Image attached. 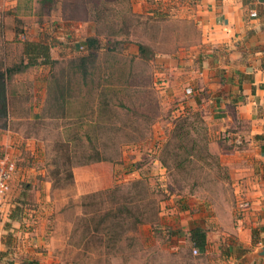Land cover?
I'll return each instance as SVG.
<instances>
[{
  "label": "rangeland",
  "instance_id": "obj_1",
  "mask_svg": "<svg viewBox=\"0 0 264 264\" xmlns=\"http://www.w3.org/2000/svg\"><path fill=\"white\" fill-rule=\"evenodd\" d=\"M104 1L98 23L92 22V8L89 13L84 8L91 0H76L73 7L67 0L61 13L51 11L52 6L36 9L34 23L45 24L41 42L49 44L55 65L30 68L12 79L9 88L15 96H11L6 121L0 110V155L5 152L14 162L12 176L18 190H25L30 201L40 191L39 186L50 190L47 246L41 253V264H175L182 257L188 261L187 249L180 256L166 253L162 234L166 232V200L172 196L199 198L209 206L204 217H210L215 208L221 207V199L231 196L226 172L217 169L214 155L215 159H207L202 165L188 166L192 173L186 179L170 174L161 165L163 145L178 118L186 114L188 101H167L157 87L160 82L151 58L155 52L172 47L166 35L174 30L166 19L132 16L129 0ZM12 19L9 16L6 23L12 24ZM83 21L91 22V36L66 26ZM57 22L61 25L56 26ZM30 23L25 21L24 26ZM25 37L26 41L31 37L28 30ZM92 37L97 38L98 49L82 69L79 59L88 56L82 44ZM132 44L145 48L143 56L138 51L136 55ZM3 47L5 64L20 61L22 41ZM63 88L62 98L59 91ZM195 127L198 132L191 131L190 138L213 149L217 135L213 136L204 124L196 122ZM4 140L9 144L1 145ZM95 153L113 161L75 166L78 173L73 182V168L66 160L70 158L72 164H77ZM140 177L158 191L157 220L141 226L106 259L97 251L79 259L84 197ZM180 188L183 190L178 191ZM30 201H26L25 209L31 208Z\"/></svg>",
  "mask_w": 264,
  "mask_h": 264
},
{
  "label": "crops",
  "instance_id": "obj_2",
  "mask_svg": "<svg viewBox=\"0 0 264 264\" xmlns=\"http://www.w3.org/2000/svg\"><path fill=\"white\" fill-rule=\"evenodd\" d=\"M66 3L53 0L51 11L63 12ZM129 3L136 17L163 18L172 25L174 31L166 35L172 47L151 57L160 82L157 87L170 103L188 98L185 111H197L204 126L217 135H213L216 140L209 151L226 172L231 192L210 217H204L209 206L199 198L169 197L164 213L166 232L162 233L166 253L180 256L187 249L190 260L182 257L175 264H264V0ZM36 9H40L39 0H0L4 45L26 41L27 30L31 34L28 41L41 42L45 24L34 23ZM252 12L255 17L250 16ZM9 16L12 24L6 23ZM25 21H31L27 28ZM89 23L70 22L66 26L91 36ZM133 48L137 55L138 47ZM187 88L190 96L185 94ZM6 144V140L1 142ZM77 173L74 167L73 182ZM17 183L12 176L1 207L0 264H41V253L47 246L50 190L39 186L40 191L30 201ZM26 201L32 203L30 209L24 208ZM195 227L205 230L206 244L192 256L196 248L189 231Z\"/></svg>",
  "mask_w": 264,
  "mask_h": 264
},
{
  "label": "trees",
  "instance_id": "obj_3",
  "mask_svg": "<svg viewBox=\"0 0 264 264\" xmlns=\"http://www.w3.org/2000/svg\"><path fill=\"white\" fill-rule=\"evenodd\" d=\"M86 0H84L85 3ZM53 0H39V8L44 10L51 7ZM76 0H70V6L73 7ZM104 0H91V3L84 4L86 13L91 8L95 12L93 23H98L103 14ZM90 7V9L88 8ZM130 14L131 8H129ZM75 14V13H74ZM135 16V15H134ZM1 20V19H0ZM0 21V110L3 119L6 121L11 96H15L14 91H10L9 85L12 79L21 73L38 66L55 65L51 58L50 46L45 42L25 41L23 42V56L18 63L7 65L3 58L4 44L2 43V29ZM84 47L88 51L87 58L79 59V67L85 69V65L89 59L93 58V53L97 51L99 42L96 37L84 40ZM145 48L138 45L140 56L145 53ZM3 58V59H2ZM2 59V60H1ZM60 97L63 98L64 88L60 90ZM107 109V108H106ZM109 111V110H107ZM186 111L180 116L171 130L170 136L167 138L161 150L162 156L159 160L166 171L172 175H179L182 179H186L192 171L187 169L190 165L206 163L207 159H215L210 153L207 144H201L190 138V132H198L195 127L196 122L204 124L197 111ZM37 117V116H35ZM195 121H189L191 118ZM205 127V126H204ZM70 158L68 165L84 166L91 163L112 162L113 160L98 153L85 157L81 163L72 164ZM215 166L218 170L220 166L218 159L215 160ZM202 169V167H201ZM72 178V174H70ZM180 188L178 191H182ZM158 191L150 186L143 178L128 181L126 184H114L111 188L91 193L84 197L85 201L81 204L83 208L82 218L80 219L81 240L83 246L79 248L78 258L84 259L89 257V253L97 251L101 257L105 259L116 250H118L123 242L128 241L131 235L136 233L139 228L145 224H153L159 215ZM189 234L192 247L198 251H203L206 244L205 230L200 227L191 229ZM82 238H86L85 242Z\"/></svg>",
  "mask_w": 264,
  "mask_h": 264
},
{
  "label": "built area",
  "instance_id": "obj_4",
  "mask_svg": "<svg viewBox=\"0 0 264 264\" xmlns=\"http://www.w3.org/2000/svg\"><path fill=\"white\" fill-rule=\"evenodd\" d=\"M251 17H255L256 13L252 12ZM186 95H191V90L189 88L185 89ZM15 172V164L8 154L4 153L0 155V214L1 206L4 200V197L9 191V183L12 175ZM193 255H197V250L193 249Z\"/></svg>",
  "mask_w": 264,
  "mask_h": 264
}]
</instances>
